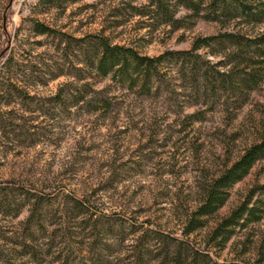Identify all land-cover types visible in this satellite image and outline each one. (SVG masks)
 <instances>
[{"label":"rangeland","instance_id":"rangeland-1","mask_svg":"<svg viewBox=\"0 0 264 264\" xmlns=\"http://www.w3.org/2000/svg\"><path fill=\"white\" fill-rule=\"evenodd\" d=\"M213 2L0 0V264H264V157L183 234L264 132V21ZM103 40L164 58L104 77Z\"/></svg>","mask_w":264,"mask_h":264},{"label":"trees","instance_id":"trees-1","mask_svg":"<svg viewBox=\"0 0 264 264\" xmlns=\"http://www.w3.org/2000/svg\"><path fill=\"white\" fill-rule=\"evenodd\" d=\"M70 0H41L43 4L48 7H56V5L67 3ZM72 1H81V0H72ZM161 1V0H160ZM182 2H186L189 0H180ZM203 1V0H201ZM214 1L211 4V8H213V12L215 13V17L219 13L228 14V10L234 7V10L231 11H240L242 14H246L249 17H253L257 19L259 22L264 21V0L259 2L258 5H250L247 2H243L241 0H212ZM154 5V3L152 4ZM213 5V7H212ZM215 5V7H214ZM225 8V10H224ZM224 11H220V10ZM231 13V12H230ZM173 18V14H172ZM49 31V28L46 26L39 27L37 30L38 35H44ZM222 37H225L229 40H236L237 38L234 35L226 34ZM218 40V37H209L198 39L195 43V49H199L203 46H210L212 41ZM257 40H252L249 42H254V48L256 49V53L258 56L264 55V34L256 38ZM99 47L102 49V56L97 60L96 69L98 72L104 76L109 77L110 75L119 76L122 81L127 83H132L134 80V75L137 71H145V83L149 80L150 74L153 69H156V65L162 61L164 56H160L156 59L140 56L134 49L120 46V45H112L108 41L103 40L100 42ZM248 47H253L250 45ZM11 63V61H9ZM146 85V84H145ZM259 142L249 147L244 154L233 163L230 167H228L222 176L217 178L216 180L208 183L202 202L195 212L189 215L184 223L183 234L185 237H188L192 232H194L198 228L197 221H199L200 217H207L211 214H214L226 201V190L232 187L239 181H242L246 176H248L251 170L254 168L256 163L264 157V132L261 134L259 138ZM17 185V184H16ZM18 186V185H17ZM33 189H28L29 191ZM48 196L51 193H47ZM75 200L83 207L86 206L85 200L76 199ZM253 214V210H249L247 208V202L239 207L229 218L224 221L222 227L230 226L233 223H239V220L243 219V217L247 214ZM189 244V242H185Z\"/></svg>","mask_w":264,"mask_h":264}]
</instances>
